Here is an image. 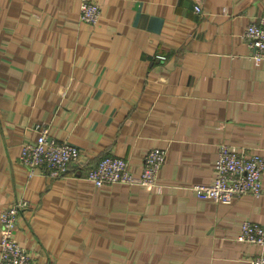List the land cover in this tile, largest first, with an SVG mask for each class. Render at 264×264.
<instances>
[{"label":"crops","instance_id":"0c3cea01","mask_svg":"<svg viewBox=\"0 0 264 264\" xmlns=\"http://www.w3.org/2000/svg\"><path fill=\"white\" fill-rule=\"evenodd\" d=\"M93 1L90 24L80 0H0V210L26 202L16 240L35 264H247L259 247L237 236L264 225V170L261 195L229 204L192 186L222 144L264 158V59L243 37L264 0ZM38 125L83 162L29 175ZM155 146V188L85 177L106 155L139 175Z\"/></svg>","mask_w":264,"mask_h":264},{"label":"built area","instance_id":"2783aa9c","mask_svg":"<svg viewBox=\"0 0 264 264\" xmlns=\"http://www.w3.org/2000/svg\"><path fill=\"white\" fill-rule=\"evenodd\" d=\"M195 11H200L198 5H195ZM100 15L101 9L97 2L80 0L82 21L94 24ZM243 37L252 49V58L259 63L264 59V15L249 21ZM37 134L35 142L24 144L19 155V161L28 169L29 175L40 169L63 174L70 164L83 162L77 147L51 137L46 125H38ZM165 153V149L159 146L148 149L142 158L139 175L132 173L126 159L117 155H106L85 168V177L96 186L118 182L155 188ZM81 166L85 167L86 164ZM212 170L213 177L210 182L192 186L193 191L201 198L229 204L240 195L262 194L264 158L259 153H247L222 144L213 161ZM25 206L26 202L22 200L0 210V264H35L15 238L17 218ZM237 240L259 247L257 253L247 258V264H264V225L244 219Z\"/></svg>","mask_w":264,"mask_h":264}]
</instances>
